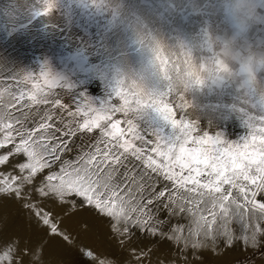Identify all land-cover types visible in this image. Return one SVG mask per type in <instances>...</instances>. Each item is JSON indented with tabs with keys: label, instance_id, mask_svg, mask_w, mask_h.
I'll return each instance as SVG.
<instances>
[{
	"label": "snow or ice",
	"instance_id": "snow-or-ice-1",
	"mask_svg": "<svg viewBox=\"0 0 264 264\" xmlns=\"http://www.w3.org/2000/svg\"><path fill=\"white\" fill-rule=\"evenodd\" d=\"M167 63L164 58L162 65ZM226 70L222 65L218 68L219 72ZM171 91L154 103L135 101L139 117L141 110L152 104V112L172 129L168 136L147 135L164 141L151 148L164 163L146 155L151 141L132 120L127 121V130L119 127V120L102 127L101 121L111 120V116L95 115L97 109L87 98L72 102L77 112L61 99L42 98L40 103L59 105L72 119L63 115L54 118L49 111L29 121L32 127L25 123L28 113L16 116L10 110L15 106L13 101L0 104V149L12 145L0 152V166L10 164L17 173L11 183L3 182L0 193L19 202L30 221L41 229L36 240L13 236L4 242L0 264H58L50 257L49 248L52 238L64 246L71 243L72 234L60 224L72 208L87 209L103 218L109 234L125 252L130 250V264H203L199 259L202 249L222 256L224 248H232L234 239L243 240L245 248H264V202L257 200L264 196V113L257 117L259 130L245 138L243 145L216 137L209 147L213 138L207 133L192 138L186 123H181L177 132L175 113L164 103ZM114 94L125 105L130 103L127 94L117 89ZM109 110L128 111L126 107ZM77 113L86 117L79 127L75 126ZM94 129L100 130L99 136L80 135L81 143L77 144L80 133ZM126 132L133 140H140L141 146L125 139ZM73 152V159L63 158ZM181 220L187 224H180ZM81 223L82 230L89 226L87 220ZM220 240L224 248L218 247ZM137 242L143 247H133ZM173 246L174 254L157 256L159 248ZM81 256L84 264H116L112 258L97 257L90 249H82Z\"/></svg>",
	"mask_w": 264,
	"mask_h": 264
},
{
	"label": "rangeland",
	"instance_id": "rangeland-1",
	"mask_svg": "<svg viewBox=\"0 0 264 264\" xmlns=\"http://www.w3.org/2000/svg\"><path fill=\"white\" fill-rule=\"evenodd\" d=\"M164 2L166 7L174 11L172 17L166 15L164 17L162 12L155 11L156 0H0V104L7 105L9 101H13L15 106L10 110L16 116L28 113L29 119L25 123L32 127L29 121L34 117L39 119L49 111L54 114V118L63 115L66 120L72 119L59 105L51 102L40 103L42 98L47 97L49 101L61 99L64 103L72 105L73 112H77V109L72 102H80L82 98H87L93 102L91 107L97 109L95 115L111 116V120L101 121L102 127L119 120L121 121L119 127L127 130L129 127L127 121L132 120L134 125L138 126L141 135L151 141V144L146 146L149 149L146 155H152L158 162L164 163L161 157L151 151L156 143L162 144L164 141L158 140L155 135L150 137L147 135L156 133L168 136L172 129L154 112L139 117L135 101L145 99L135 92L131 93L127 88L121 89L124 85L119 81L124 77L118 74L122 70L119 58L128 53H115L110 50L114 48L109 43L111 32L117 25L128 31L131 25L137 22V9H140L156 17L153 28H148L144 34L156 38L167 37L172 40L175 47L189 45L181 37L182 27L174 24L175 16L183 27H186L191 19L198 24V28L190 33V45L230 38L239 40L243 45L246 43L242 41L241 36L234 37V33L226 27L221 17L213 21L205 15L204 10L184 12L169 0ZM253 2L256 17L257 0ZM214 24L216 26L214 31L212 30L211 39L210 30ZM138 49L137 45L134 51ZM177 55L184 61L189 56L188 53L182 52ZM165 58L168 63L161 68L162 73L167 72L170 65L179 69L178 63L181 60L177 59V56L173 57V60ZM108 71L114 78L107 75ZM112 81L115 84H112ZM114 85L116 89L127 94L129 104L125 105L124 100L114 94ZM34 99L37 102L34 103ZM261 100L257 85L253 81L239 79H224L189 91L173 89L164 97V103L175 113L174 119L178 122L177 132L179 133V125L186 123L192 138L202 137L204 133L213 138L208 142L209 147L215 142L216 137L231 145H243L245 138L250 139L260 127L257 117L261 113L254 112L253 107L259 105ZM104 103L106 104L101 109L100 106ZM261 103L264 113V101ZM81 107H84L83 102ZM125 107L128 109L127 114L123 111L109 110ZM215 110L224 113L221 112L220 119H215L209 114ZM226 110L230 114L237 112L241 119L233 120L232 115L224 112ZM85 118L82 113H77L75 126L79 127ZM208 123L212 128H206ZM99 133V129H94L92 133L85 131L78 135L76 142L78 145L81 143L80 135L97 137ZM125 139L132 141L136 147L141 146V141L133 140L130 133L126 132ZM87 142L94 143V140ZM187 146L190 147L191 144ZM11 147L12 145L8 144L6 148L0 149V152H6ZM74 156L73 152L63 158L71 160ZM16 174L10 164L0 166V188L5 186L4 181L11 183L12 177ZM261 197L258 196L257 200L262 199ZM84 220L88 221L87 230H82L81 222ZM102 221L103 218L97 217L87 209H70L69 214L62 217L60 227L70 230L72 240L64 246L57 242L58 238H52L49 255L53 261L58 264H84L81 250L90 249L101 259L109 257L115 260L116 264H130V250L124 251L117 238L109 234L108 226ZM179 223L186 225L187 221L181 220ZM39 232L41 233V229H37L30 221L26 209L19 202L0 193V248L13 236L36 240L39 238ZM242 241L234 239L232 248L240 247ZM133 247L140 248L143 244L137 242ZM218 247L224 248L223 240L218 242ZM208 250L210 249H202L199 259L203 264H215L213 260L218 255L217 253L213 255V251ZM225 250L230 251V248H224V252ZM191 251L189 249V252ZM255 251L257 250L249 252V256ZM164 252L171 255L176 252V248L161 247L156 254L159 256ZM210 255L211 258L214 256L213 260ZM12 264H15V261Z\"/></svg>",
	"mask_w": 264,
	"mask_h": 264
},
{
	"label": "clouds",
	"instance_id": "clouds-1",
	"mask_svg": "<svg viewBox=\"0 0 264 264\" xmlns=\"http://www.w3.org/2000/svg\"><path fill=\"white\" fill-rule=\"evenodd\" d=\"M214 10L234 37L243 36L255 18L253 0H215ZM136 43L141 50L140 71L130 72L119 82L127 84L145 100L154 103L169 89L189 91L224 79L251 80L264 96V81L257 78L258 73L264 72V48H249L235 38L173 47L142 31H137ZM181 52L189 54L188 62L179 69L170 65L162 73L163 59L171 60ZM221 65L227 69L225 72L218 71ZM151 112L152 104H148L140 115Z\"/></svg>",
	"mask_w": 264,
	"mask_h": 264
},
{
	"label": "bare ground",
	"instance_id": "bare-ground-1",
	"mask_svg": "<svg viewBox=\"0 0 264 264\" xmlns=\"http://www.w3.org/2000/svg\"><path fill=\"white\" fill-rule=\"evenodd\" d=\"M169 1L172 2L174 5H176V7L178 9H182L184 12H186V11L197 12L199 10H204L205 15L208 18H210L211 20L216 21L220 18V16L214 10L215 0H169ZM155 6H156V9H155L156 12H162L164 14V17H165V15L172 17V14L174 13V11L172 9H169L168 7H166L167 5H165L164 0H161V1L156 0ZM137 10H138L137 22H134L131 25L130 29H128V31H124L123 27H121L120 25H117L116 29L111 32V41L109 42L111 44V46L114 47L113 49L110 48V50L112 52L128 53L127 55H122L119 58V62H121L122 70L118 74H120V76H122L124 78H126L130 72H137L138 73L140 71V68H141V50L139 48L138 50L134 51L136 46H137V43L135 42L136 41V33H137V31H142L144 33L146 30H148V28H153V21L156 18L155 15L151 14L150 12H146L145 10H140V9H137ZM174 24L177 27H182L181 37H182L183 41L185 40L190 45V33H191V31L198 28V24L194 23V21L191 19L189 21L188 25L186 27H183L182 23L179 21L177 16H175V18H174ZM215 26H216V24L211 26V30H210V38L211 39H212V34H213L212 32L214 31ZM26 35H27V33H26ZM157 38L163 40L169 46L175 47V45L173 44L171 39H169L167 37L161 38L160 36H158ZM177 59L181 60L180 63H178L179 61L177 60L179 68L186 64V62L183 59H181L180 55H177ZM171 60H173V58ZM107 75L109 77H113V74L109 71L107 72ZM113 81H112V84L114 83ZM122 83H123L124 87L121 89L127 88L131 91V93L134 92L127 84H125L124 82H122ZM122 83H121V85H122ZM117 85L118 84H116V86ZM114 87H115V85H114ZM115 89H116V87H115ZM119 89H120V87H119ZM261 97H262V100H261V102H262V101H264V96H261ZM261 102L259 103V105H256L253 107L254 112H256L257 114H259V113L262 114V103ZM210 112L211 113H209V114H211V117H213L215 119H220V117L223 113L222 111H221L222 112L221 113L219 110H215L214 112L210 111ZM224 112H228V111L226 110ZM228 113L230 116L232 115L233 120H235V119L240 120L241 119V116L237 112H234V113L231 112L232 114H230V112H228ZM209 114H208V116H209ZM225 114H227V113H225ZM206 128H212V126L208 123V124H206ZM261 198L262 199H260V200L262 202H264V196H262ZM241 244H242V246H241ZM241 244H239L240 247L238 246V247H235L232 249L230 248V251L228 250L226 252V250H225L226 253L224 252L225 253L224 255L216 256L217 258H215L214 260L212 259V258H214V256L211 258V255H210V258L215 262V264H264V248H258V249L245 248L243 241ZM210 250H208V251H210ZM252 250H253V252H254V250H257V251H255V253H253L251 256H249L248 253L251 252ZM212 254L214 255L215 252H212ZM208 261H210V260H208ZM213 261H211V262H213Z\"/></svg>",
	"mask_w": 264,
	"mask_h": 264
},
{
	"label": "crops",
	"instance_id": "crops-1",
	"mask_svg": "<svg viewBox=\"0 0 264 264\" xmlns=\"http://www.w3.org/2000/svg\"><path fill=\"white\" fill-rule=\"evenodd\" d=\"M256 11L255 21L241 39L247 47L261 49L264 48V0H257ZM257 78L264 81V72L258 73Z\"/></svg>",
	"mask_w": 264,
	"mask_h": 264
}]
</instances>
